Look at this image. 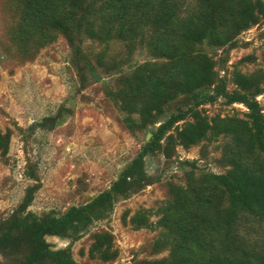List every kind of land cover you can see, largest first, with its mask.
I'll return each instance as SVG.
<instances>
[{"label":"trees","instance_id":"16d2710c","mask_svg":"<svg viewBox=\"0 0 264 264\" xmlns=\"http://www.w3.org/2000/svg\"><path fill=\"white\" fill-rule=\"evenodd\" d=\"M8 2L15 18L6 35L21 60L33 58L61 35L80 77L97 82L96 67L116 75L115 88H106V96L120 111L136 116L126 123L130 131L148 130L150 138L107 189L61 214L26 211L37 185L27 187L17 208L0 220V264H79L69 246L51 249L45 237L78 240L94 222L108 218L117 200L157 181L146 173L145 158L155 153L168 158L175 146L188 149L219 137L223 172L199 170L194 161H184L183 183H167V197L154 211L138 210L127 221L122 217L134 229L157 227L153 251L167 250L162 258L137 264H264V113L256 100L264 96V67L250 73L234 69L229 78L224 68L238 35L264 19V0ZM84 40L123 44L126 58L107 60L100 51L93 65L82 51ZM138 46L149 59L129 64L127 57ZM218 99L241 104L243 118L207 117L201 107ZM174 102L179 110L165 115ZM9 138V130L0 132L1 157ZM152 215L157 216L154 223L149 222ZM253 232L262 237L255 239ZM111 245V234L93 233L88 257L112 261L117 253Z\"/></svg>","mask_w":264,"mask_h":264},{"label":"rangeland","instance_id":"374dc122","mask_svg":"<svg viewBox=\"0 0 264 264\" xmlns=\"http://www.w3.org/2000/svg\"><path fill=\"white\" fill-rule=\"evenodd\" d=\"M181 1L184 5L194 2ZM13 8L8 0H0V132L10 131L8 151L0 156V220L17 208L25 189L34 184L37 189L26 211L36 216L58 215L88 201L110 186L150 138L148 130L130 131L126 123L135 121L136 116L120 111L106 96V88H115L116 75L103 74L96 67L97 82L80 77L73 66L72 49L61 35L39 48L33 58L21 60L9 47L6 35L15 18ZM263 40L264 19L238 35L237 46L229 51L224 65L225 76L229 78L234 69L250 73L263 68ZM82 51L93 65L100 51L106 53L107 60L126 58L124 45L115 41L104 46L84 40ZM250 55L254 60H244ZM127 59L133 64L149 58L138 46ZM227 89H233L230 82ZM256 100L264 113V96ZM178 108L177 102L172 103L165 115ZM201 108L207 117L243 118L246 112L241 104L226 105L221 99ZM222 141L220 137L202 140L188 149L175 146L168 158L161 153L148 156L144 161L146 173L157 181L117 200L108 218L94 222L78 240L45 237L46 242L51 249L69 246L72 259L79 264H137L164 257L167 250L157 253L152 248L157 227L134 229L126 221L138 210L154 211L167 197V183H183L187 166L182 162L194 161L199 170L223 172L218 163ZM124 215L126 221L122 220ZM156 220V215L149 217L151 223ZM101 231L111 234V249L117 253L106 263L88 257L91 236ZM255 233L250 235L262 237L260 232Z\"/></svg>","mask_w":264,"mask_h":264}]
</instances>
